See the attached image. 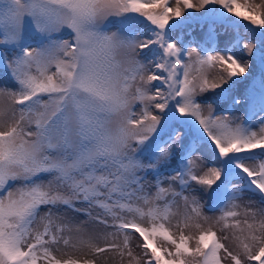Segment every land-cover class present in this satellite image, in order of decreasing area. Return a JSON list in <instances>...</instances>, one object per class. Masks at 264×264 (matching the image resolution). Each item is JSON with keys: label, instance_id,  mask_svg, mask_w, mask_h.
<instances>
[{"label": "snow or ice", "instance_id": "obj_1", "mask_svg": "<svg viewBox=\"0 0 264 264\" xmlns=\"http://www.w3.org/2000/svg\"><path fill=\"white\" fill-rule=\"evenodd\" d=\"M105 253L264 264V0H0V264Z\"/></svg>", "mask_w": 264, "mask_h": 264}, {"label": "rangeland", "instance_id": "obj_2", "mask_svg": "<svg viewBox=\"0 0 264 264\" xmlns=\"http://www.w3.org/2000/svg\"><path fill=\"white\" fill-rule=\"evenodd\" d=\"M170 2L172 4H174V0H170ZM256 3H259L260 0H255ZM189 11H192V10H189ZM183 35V39H184V42L187 43L189 40H195L196 42H200L203 40V33L200 31L199 27L198 26H193L192 28H189V29H185L184 33L182 34ZM228 40V37L225 36V35H221L219 37V42H220V45L223 46L224 43H226ZM254 71H255V68H254ZM239 87V90L240 92L242 93L245 89V85L244 84H241L238 86ZM237 115L243 117L244 114H245V109L243 108H240L237 112H236ZM209 215H211L212 213H208ZM217 215L219 214L218 212L216 213ZM81 219H83V217H80ZM134 244V250L138 253L139 252V249L136 248V245L137 243L135 242V240H133L132 242ZM102 246V244H101ZM105 255V254H104ZM116 264H120V260L118 263ZM125 264H126V260H125Z\"/></svg>", "mask_w": 264, "mask_h": 264}, {"label": "bare ground", "instance_id": "obj_3", "mask_svg": "<svg viewBox=\"0 0 264 264\" xmlns=\"http://www.w3.org/2000/svg\"><path fill=\"white\" fill-rule=\"evenodd\" d=\"M105 255L109 257V264H116V263L119 262V258L116 257V258L113 259V256H112L111 253H105Z\"/></svg>", "mask_w": 264, "mask_h": 264}]
</instances>
